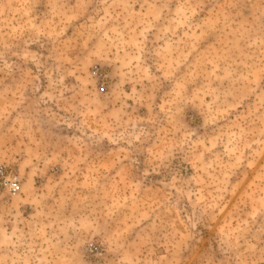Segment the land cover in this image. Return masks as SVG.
Wrapping results in <instances>:
<instances>
[{
    "label": "rangeland",
    "instance_id": "obj_1",
    "mask_svg": "<svg viewBox=\"0 0 264 264\" xmlns=\"http://www.w3.org/2000/svg\"><path fill=\"white\" fill-rule=\"evenodd\" d=\"M0 165V264H264V0H0Z\"/></svg>",
    "mask_w": 264,
    "mask_h": 264
},
{
    "label": "built area",
    "instance_id": "obj_2",
    "mask_svg": "<svg viewBox=\"0 0 264 264\" xmlns=\"http://www.w3.org/2000/svg\"><path fill=\"white\" fill-rule=\"evenodd\" d=\"M20 190V184L16 174L12 169H9L3 165H0V191H8L11 193H16ZM94 243H89L87 249L92 251L96 249Z\"/></svg>",
    "mask_w": 264,
    "mask_h": 264
}]
</instances>
